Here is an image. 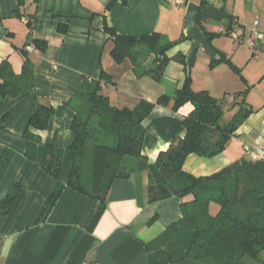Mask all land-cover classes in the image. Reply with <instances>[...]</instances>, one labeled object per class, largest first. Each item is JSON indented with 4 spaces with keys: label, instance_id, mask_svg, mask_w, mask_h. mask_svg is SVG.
I'll list each match as a JSON object with an SVG mask.
<instances>
[{
    "label": "crops",
    "instance_id": "crops-1",
    "mask_svg": "<svg viewBox=\"0 0 264 264\" xmlns=\"http://www.w3.org/2000/svg\"><path fill=\"white\" fill-rule=\"evenodd\" d=\"M110 1L25 0L26 11L33 14L31 31L26 20L17 16L18 0H0V64L8 59L14 70L20 73L24 63L21 49L30 36L49 42L46 55L36 50L32 52L36 64L34 90L16 98L8 97L2 105V114H10L12 121L9 127L0 128V156L4 150L9 151L0 174V203L16 185H20L21 190L10 211L0 217V264L169 262L165 247L148 251L146 244L183 217L182 202L191 200L192 195L183 200L172 197L151 202L149 175L147 171L138 169V158H126L132 172L112 183L106 210L93 231H89L88 226L95 201L69 186L64 187L46 219H41L58 185L52 175L40 166L43 143L64 147L60 178L67 182L73 163L70 146L75 140L71 130L75 111L68 101L75 98L86 79H98L104 71L114 82L104 84L102 93L112 105L129 108H134L142 99L156 102L163 94L173 97L186 79L184 65L175 60L168 63L159 81L146 74L145 70L155 60V53L147 54L140 64L137 59V62L126 59L121 63L114 60L111 54L113 43L104 30V13ZM214 4H223L236 17L234 29L242 35V40L239 42L232 38L248 45L244 51L250 63L257 64L259 73L254 78H244L249 86L245 97L224 99L227 121L232 120L242 106L253 110L227 149L213 157L190 154L186 158L184 170L195 176H209L235 162L251 160L249 152L264 145V0H225ZM187 5L186 0H130L127 5L119 1L108 11L106 21L120 34L141 37L160 32L167 41L180 40L168 54L174 56L182 52L187 56L192 45L191 40H182ZM257 17L262 38L253 48L247 39ZM63 25L67 31L61 33L59 27ZM203 25L208 31L216 32L214 22L206 21ZM224 27L221 24L218 31ZM215 48L222 52L218 44ZM243 87L240 82L237 88ZM34 95L42 103L52 105L55 112L47 129H30L42 139V143H36L30 159L25 153L24 133L41 105ZM171 105H157L144 120L142 154L149 163L156 161L175 136L184 135L183 118L194 109L190 102L178 111H174ZM219 210L218 203H210L212 215Z\"/></svg>",
    "mask_w": 264,
    "mask_h": 264
},
{
    "label": "trees",
    "instance_id": "trees-1",
    "mask_svg": "<svg viewBox=\"0 0 264 264\" xmlns=\"http://www.w3.org/2000/svg\"><path fill=\"white\" fill-rule=\"evenodd\" d=\"M119 1L127 5L130 0H111L104 13V30L113 43L111 54L114 60L117 63L126 59L136 62V57L142 52L137 47H144L147 54L156 55L153 64L145 70L146 74L159 81L168 63L175 60L184 65L186 79L173 97L163 94L156 102L142 99L134 108L112 105L102 93L104 84L114 82L104 71L98 79H86L75 98L68 101L75 111L71 123L75 140L70 146L73 163L67 182H62L60 178L64 147L43 143L40 166L52 175L58 185L41 219H46L64 187L69 186L95 201L88 226V230L93 231L106 210L112 183L118 178L128 177L132 172L126 158L135 157L139 159L138 169L148 172L151 202L172 197L183 200L192 195L191 200L182 202L183 217L170 224L154 241L146 244L148 251L165 247L169 255L167 264H264V162L243 159L209 176H195L184 170V162L190 154L213 157L225 151L242 122L253 110L242 106L236 116L227 121L226 101L212 96L208 90H192L191 69L188 72L186 65L187 56L182 52L174 56L168 54L180 40L167 41L160 32L134 37L120 34L109 26L107 13ZM186 1L200 5L198 23L210 37V42L220 35L232 36L236 17L223 4L218 6L211 0ZM26 7L25 0H18L16 12L20 19L26 20L31 30L33 14L28 13ZM206 21L220 23L225 27L219 32H210L203 25ZM59 31L66 32V25L60 26ZM30 45H34L35 50L43 55H46L49 48L47 40L30 36L21 49L24 63L20 73L14 70L8 59L0 64V128L9 127L12 121L10 114L1 112L5 99L16 98L34 90L36 64L32 52L28 50ZM213 48L220 58H211L212 66L221 62L231 63L226 54ZM194 61L195 56L191 67ZM246 91L234 97H245ZM34 99L41 105L32 115L24 133L27 143L25 153L30 159L33 158L36 143H42L41 136L30 129H47L55 112L52 105L42 103L38 96L34 95ZM189 102L194 105V109L183 118L184 135L175 136L169 147L159 153L156 161L149 163L142 154L144 120L157 105L169 106L172 103L171 108L178 111ZM8 156V150H4L0 156V174ZM20 190V185H16L1 201L0 217L10 211ZM213 201L220 206L216 215L209 211Z\"/></svg>",
    "mask_w": 264,
    "mask_h": 264
},
{
    "label": "rangeland",
    "instance_id": "rangeland-1",
    "mask_svg": "<svg viewBox=\"0 0 264 264\" xmlns=\"http://www.w3.org/2000/svg\"><path fill=\"white\" fill-rule=\"evenodd\" d=\"M211 1L213 3H223L225 0ZM220 25V23H215L216 32H219ZM211 43L215 47L218 44L222 52L231 59V63L221 62L212 66L211 57L203 49H199L191 67L190 87L194 91L208 90L212 96L219 100L233 99L239 93L236 91L249 88L248 82L244 78L256 77L259 73V68H257L256 63H250L249 57L244 51V47L248 46L247 44H240L232 37L223 35L214 38ZM239 46H241V49L236 50ZM174 47L168 51L169 54L173 52ZM139 49L142 52L136 57L138 64L141 63L147 54L144 47H137V50ZM240 82L244 86L242 89L237 88ZM131 158L134 159L133 157Z\"/></svg>",
    "mask_w": 264,
    "mask_h": 264
},
{
    "label": "water",
    "instance_id": "water-1",
    "mask_svg": "<svg viewBox=\"0 0 264 264\" xmlns=\"http://www.w3.org/2000/svg\"><path fill=\"white\" fill-rule=\"evenodd\" d=\"M200 5L194 1H190L187 5L184 20V36L183 41L191 40L192 45L186 57L187 70L190 72L191 62L196 52L203 49L211 58L219 59L220 55L214 50L210 37H208L198 23V12Z\"/></svg>",
    "mask_w": 264,
    "mask_h": 264
},
{
    "label": "built area",
    "instance_id": "built-area-1",
    "mask_svg": "<svg viewBox=\"0 0 264 264\" xmlns=\"http://www.w3.org/2000/svg\"><path fill=\"white\" fill-rule=\"evenodd\" d=\"M259 23H260V20L257 17L254 20L252 28H251L252 34L247 39V42L253 48H256L257 42L262 38V32L259 30V27H258ZM231 37H233L239 42L242 40V35L237 31H234ZM28 50L30 52H33L35 50V46L34 45L28 46ZM249 156L251 160L253 161H263L264 162V145L256 146L252 151L249 152Z\"/></svg>",
    "mask_w": 264,
    "mask_h": 264
}]
</instances>
